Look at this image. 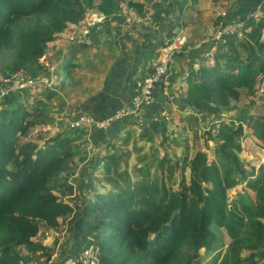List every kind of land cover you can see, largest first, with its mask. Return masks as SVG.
<instances>
[{
	"label": "trees",
	"instance_id": "trees-1",
	"mask_svg": "<svg viewBox=\"0 0 264 264\" xmlns=\"http://www.w3.org/2000/svg\"><path fill=\"white\" fill-rule=\"evenodd\" d=\"M93 11L108 20L145 17L148 8L140 0H0V92L5 77L40 69L48 48L69 40ZM75 64L62 66L59 83L72 78ZM185 80L184 102L206 119L190 127L191 142L179 141L174 128L162 133L156 151L131 144L129 131L93 160L89 186L67 180L76 157L87 159L80 146L88 128L61 122L62 130L35 141L39 134L31 130L48 117L24 98L26 91L6 90L0 264H65L90 246L100 264H264V159H247L242 145L252 139L264 150V18L250 16L241 36L215 40ZM181 144V154L168 152ZM59 220L64 239L47 247L39 235Z\"/></svg>",
	"mask_w": 264,
	"mask_h": 264
},
{
	"label": "crops",
	"instance_id": "crops-1",
	"mask_svg": "<svg viewBox=\"0 0 264 264\" xmlns=\"http://www.w3.org/2000/svg\"><path fill=\"white\" fill-rule=\"evenodd\" d=\"M140 1L148 8L149 19L112 16L91 27L85 44L71 43L67 52L76 64L72 78L59 83L60 91L69 118L85 119L80 123L88 132L81 148L91 160L111 150L110 144L121 141L129 131L133 133L131 144L137 141L148 149L153 142L158 144L163 132L178 131L179 124L184 133L191 126L199 127L202 115L182 97L189 69L212 53L217 27L264 12V0ZM179 33L186 35L187 43L174 57L165 78L153 88L151 102L144 105L139 117L115 118L131 103L137 82L152 72L159 46ZM87 170L93 171V165Z\"/></svg>",
	"mask_w": 264,
	"mask_h": 264
},
{
	"label": "rangeland",
	"instance_id": "rangeland-1",
	"mask_svg": "<svg viewBox=\"0 0 264 264\" xmlns=\"http://www.w3.org/2000/svg\"><path fill=\"white\" fill-rule=\"evenodd\" d=\"M87 18H85V20H87ZM71 43L78 44L77 42L70 40L69 38V40L68 39L63 40L59 44L57 43L56 45H52L51 47H49L48 50L46 51V54L41 58L42 66L40 69L20 70L17 73L7 76L3 79L4 82L5 79H7L8 82L4 83V86L1 87V90L5 91L10 89H17L19 91L22 90L26 91L24 98H26L29 101L31 106H35L36 104L39 105L41 118L48 117L41 124V126H39V128L31 130V134H33V136L36 133L39 134L38 138L31 137L35 141L42 142L41 140H47L54 133H57L58 131L62 130L61 129L62 126L60 125L61 122H68L70 119L69 118L70 114L68 112L69 109L66 108L64 104L65 95L60 91L59 79H60V74L62 73V66L67 62H71V56L68 55L67 53L68 50H70L69 48L71 47L70 45ZM259 94L261 97L260 99L262 100V98L264 97V82L260 87ZM49 118H52V120L50 121ZM204 120L206 121V119H204L202 116L200 126L205 124ZM180 125L181 124H179L178 127L179 130L181 129ZM179 130L176 132V130L174 129L175 133L179 134L178 135L179 141H183L184 138H187L191 142L192 134L194 132L191 131L190 129H186L185 133H180ZM157 145H158L157 143L153 142L148 149L154 147L152 149L155 150ZM242 145L244 147V156L247 159H254V158L264 159V150H258L253 145L252 139L242 140ZM182 151H183L182 144L178 146L173 145L168 148V152L173 156L175 154H181ZM93 160H91L89 154H87V159L84 162L80 161L79 157L77 156L76 157L77 166L75 167L73 174H71L70 177L67 179L68 183L71 182L75 183V181L80 179H82L81 182L85 186H89L91 183H93L94 180L92 178L93 173L87 170L88 165L93 164ZM136 161H137V156L136 154H133L130 157L129 162L132 165ZM98 186H97L98 189H102L101 186L99 187ZM65 192L68 193L66 190ZM63 198L66 201H69L68 194H64ZM65 227H66L65 222L59 220L58 227L43 229V231L39 235V239L42 241V243L47 245V247H51L54 245L56 240L61 242L64 239L63 236L65 234ZM223 239L225 244L227 245L228 237ZM225 248L226 246L224 245L221 251L224 252ZM89 251L92 250L90 249ZM96 256H98V252L95 255V257Z\"/></svg>",
	"mask_w": 264,
	"mask_h": 264
},
{
	"label": "built area",
	"instance_id": "built-area-1",
	"mask_svg": "<svg viewBox=\"0 0 264 264\" xmlns=\"http://www.w3.org/2000/svg\"><path fill=\"white\" fill-rule=\"evenodd\" d=\"M252 16L256 19L264 18V12H257L255 14H252ZM130 18L131 20L145 21L149 19V14L146 13L145 17L131 16ZM105 20L106 17L103 13L91 12L85 23L75 25V31L70 35V40H73L78 44L84 43L85 41H87L91 27L93 25H96L98 22H104ZM243 25L244 21H236L225 26L220 25L214 31V38L215 40L221 39L224 34H236L240 36L242 34ZM186 43V35L183 33H179L174 37L167 39L162 45L159 46V48L157 49L158 59L153 67L152 72L146 78L137 82V92L133 96L131 103L121 109L118 113H116L115 118H121L125 116H140L144 105L150 103L152 100L153 88L168 74L174 57L183 51ZM5 82H8V80L5 79ZM5 92L6 90H1L0 97ZM84 120V118H81L79 120L69 119L68 123L71 127H73ZM110 120L111 119L107 120L106 122ZM92 247L84 250L79 261L69 259L65 264H100L99 257H95V255L97 254V249H94V247ZM90 249L92 251H89Z\"/></svg>",
	"mask_w": 264,
	"mask_h": 264
}]
</instances>
